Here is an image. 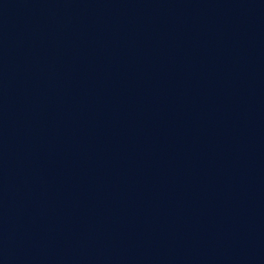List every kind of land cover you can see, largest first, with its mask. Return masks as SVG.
I'll return each instance as SVG.
<instances>
[{"label": "water", "instance_id": "water-1", "mask_svg": "<svg viewBox=\"0 0 264 264\" xmlns=\"http://www.w3.org/2000/svg\"><path fill=\"white\" fill-rule=\"evenodd\" d=\"M0 264H264V0H0Z\"/></svg>", "mask_w": 264, "mask_h": 264}]
</instances>
